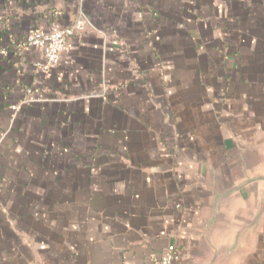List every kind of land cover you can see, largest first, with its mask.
<instances>
[{"label": "crops", "instance_id": "crops-1", "mask_svg": "<svg viewBox=\"0 0 264 264\" xmlns=\"http://www.w3.org/2000/svg\"><path fill=\"white\" fill-rule=\"evenodd\" d=\"M80 13L36 71L26 36ZM3 49L0 264H208L201 184L264 144V0H0ZM214 264H264V213Z\"/></svg>", "mask_w": 264, "mask_h": 264}, {"label": "water", "instance_id": "water-1", "mask_svg": "<svg viewBox=\"0 0 264 264\" xmlns=\"http://www.w3.org/2000/svg\"><path fill=\"white\" fill-rule=\"evenodd\" d=\"M228 173L217 178L214 171L201 184L203 225L199 229L211 251L208 264L221 254H238L249 244L264 213V144L247 150L238 148L230 159ZM226 236L216 248L213 234Z\"/></svg>", "mask_w": 264, "mask_h": 264}, {"label": "built area", "instance_id": "built-area-1", "mask_svg": "<svg viewBox=\"0 0 264 264\" xmlns=\"http://www.w3.org/2000/svg\"><path fill=\"white\" fill-rule=\"evenodd\" d=\"M87 28H92L87 18L80 13L79 17L70 26H59L53 24L48 33L41 30H35L28 34L21 44L22 49H34L40 53L42 63L35 64V70L43 75L54 70L60 61L62 52L65 51L68 45V40L74 35L84 32ZM1 55L6 56V49L0 51ZM19 110V104L12 106L13 115ZM178 245L171 244L166 249L157 264H175L179 261Z\"/></svg>", "mask_w": 264, "mask_h": 264}]
</instances>
